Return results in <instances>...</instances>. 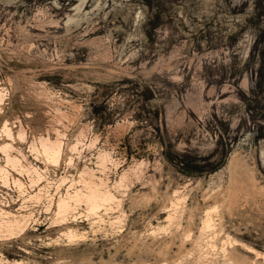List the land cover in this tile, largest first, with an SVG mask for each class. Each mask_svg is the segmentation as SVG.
<instances>
[{
	"label": "rangeland",
	"instance_id": "1",
	"mask_svg": "<svg viewBox=\"0 0 264 264\" xmlns=\"http://www.w3.org/2000/svg\"><path fill=\"white\" fill-rule=\"evenodd\" d=\"M0 168V264H264V0H0Z\"/></svg>",
	"mask_w": 264,
	"mask_h": 264
},
{
	"label": "bare ground",
	"instance_id": "2",
	"mask_svg": "<svg viewBox=\"0 0 264 264\" xmlns=\"http://www.w3.org/2000/svg\"><path fill=\"white\" fill-rule=\"evenodd\" d=\"M10 134V133H9ZM11 135V134H10ZM20 138H23L24 133L22 130L19 131L18 133ZM9 136V135H7ZM10 137V136H9ZM18 137V138H19ZM60 143V142H59ZM58 142H51L49 139L47 138H39L38 139V145L40 147V150L42 151V153L44 154V156L47 158V160H50V162L53 164H58L61 158V152H62V148L61 145ZM9 145V144H8ZM32 148L34 147L33 143H32ZM4 152H7V150H9V146H4V148H2ZM1 149V150H2ZM11 149V148H10ZM36 151V150H35ZM2 152V153H4ZM6 157V164L7 165H11L13 166H19L20 164L18 163V160L15 157L10 156L9 154L5 155ZM105 157V156H104ZM19 164V165H18ZM103 164V163H102ZM0 171L3 172L4 170L0 168ZM28 171V170H27ZM34 171V170H33ZM24 172V171H23ZM4 175V174H3ZM15 184L20 185V182L18 180L14 181ZM18 187V186H17ZM90 190V192L87 195H83L81 196V192L78 193L77 191L72 195L69 196L67 195V197L63 198V199H59L58 204H57V208H58V212H65L63 210H67V208H69V204L68 201L72 200V201H81V200H85V202L89 205V209L91 211H94L99 203L102 202H106L108 199L111 200V196H109V194H102L99 192H96ZM109 201V200H108ZM104 202V203H105ZM70 203V202H69ZM57 212V213H58ZM6 213V212H3ZM8 213V212H7ZM6 213V214H7ZM1 214V212H0ZM1 216V215H0ZM12 224V223H11ZM17 224V223H16ZM10 226V225H9ZM8 227V226H7ZM18 227V226H17Z\"/></svg>",
	"mask_w": 264,
	"mask_h": 264
}]
</instances>
